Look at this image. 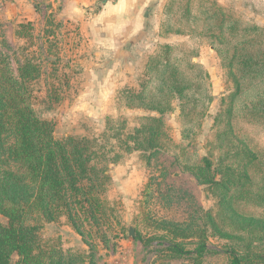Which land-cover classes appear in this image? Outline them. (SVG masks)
Returning <instances> with one entry per match:
<instances>
[{
  "label": "rangeland",
  "instance_id": "rangeland-1",
  "mask_svg": "<svg viewBox=\"0 0 264 264\" xmlns=\"http://www.w3.org/2000/svg\"><path fill=\"white\" fill-rule=\"evenodd\" d=\"M107 1L117 3L0 0V58L15 79L23 71L33 80L27 97L34 116L53 126L56 140L103 139L119 155L110 156L107 203L96 213L85 205L87 218L71 201L72 221H42L39 252L53 253L54 264H264V187L251 163L255 154L264 157V126L234 123L226 136L225 123H215L236 88L232 67L222 66L205 39L160 32L169 0H151L157 8L145 10L152 18L133 42L129 31L110 32L99 17ZM211 1L247 27L264 29V0ZM164 43L195 53L205 98L197 96L185 118L179 103L171 104L163 117L171 140L163 146L127 144L142 119L158 116L127 98ZM248 177L255 186L240 187ZM0 223L8 224L2 212Z\"/></svg>",
  "mask_w": 264,
  "mask_h": 264
},
{
  "label": "trees",
  "instance_id": "trees-1",
  "mask_svg": "<svg viewBox=\"0 0 264 264\" xmlns=\"http://www.w3.org/2000/svg\"><path fill=\"white\" fill-rule=\"evenodd\" d=\"M165 11L167 21L160 26L164 36L205 39L222 66L232 67L236 88L223 99L216 125L225 123L226 136L235 131L234 123L264 126V29L247 27L211 0H169ZM195 57L170 43L149 57L139 91L128 93L133 97L127 99L130 105L138 100L140 109L158 116L142 119L134 134L127 136V144L130 139L134 145L163 146L171 140L163 118L172 110L171 104L178 102L180 116L185 118L198 103L197 96L205 98L206 75L194 63ZM32 81L23 71L20 80L15 79L0 58V159H5L0 169L8 167V171L0 170V212L8 218L7 225L0 223V264H54L53 253L39 252L40 224L63 216L72 221L71 201L84 216L87 204L92 213L102 209L111 179L110 156H119L110 144L101 143L103 139H54L53 126L38 120L28 102ZM10 138L15 140L11 146ZM251 163L264 187V157L255 154ZM244 186L254 187L253 178L244 179L240 187ZM205 250L203 244L198 253ZM15 255L19 260L13 263ZM233 263L241 261L235 258Z\"/></svg>",
  "mask_w": 264,
  "mask_h": 264
},
{
  "label": "crops",
  "instance_id": "crops-1",
  "mask_svg": "<svg viewBox=\"0 0 264 264\" xmlns=\"http://www.w3.org/2000/svg\"><path fill=\"white\" fill-rule=\"evenodd\" d=\"M153 4L157 8V3L155 4L151 0H117V3L107 1L103 4L105 5L103 9L99 11V17L104 20L110 32H123L125 35V32L129 31L130 41L133 42V35L142 33L144 29L143 24L147 26V21L152 18V15L145 12V10L154 6ZM145 13H147L148 17Z\"/></svg>",
  "mask_w": 264,
  "mask_h": 264
}]
</instances>
